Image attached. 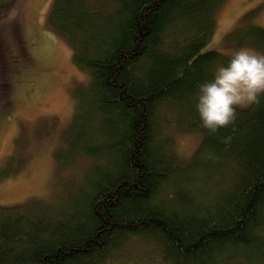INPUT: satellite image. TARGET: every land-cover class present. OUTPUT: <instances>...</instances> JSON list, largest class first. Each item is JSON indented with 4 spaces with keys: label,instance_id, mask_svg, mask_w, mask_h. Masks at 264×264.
<instances>
[{
    "label": "trees",
    "instance_id": "16d2710c",
    "mask_svg": "<svg viewBox=\"0 0 264 264\" xmlns=\"http://www.w3.org/2000/svg\"><path fill=\"white\" fill-rule=\"evenodd\" d=\"M220 1L52 0L48 23L89 73L60 153L73 177L58 198L0 203V264H264V96L215 134L195 108L229 59L202 50ZM245 31L230 42L264 49V27ZM22 41L50 53L38 22L0 23V116L15 82L36 80ZM174 126L200 132L194 152L175 148Z\"/></svg>",
    "mask_w": 264,
    "mask_h": 264
},
{
    "label": "rangeland",
    "instance_id": "374dc122",
    "mask_svg": "<svg viewBox=\"0 0 264 264\" xmlns=\"http://www.w3.org/2000/svg\"><path fill=\"white\" fill-rule=\"evenodd\" d=\"M51 2L0 0V7L5 9L0 23L13 16L19 27L26 21H36L50 46L49 54V49L40 51V58L24 47L23 41L17 46L19 62L34 69L36 80L15 82L10 109L0 116V203L5 206L23 205L40 198L48 200L52 193L58 198L66 192L68 179L73 177L60 153L69 147L65 129L77 105L79 88L86 86L89 73L75 65L70 41L48 23L46 14ZM212 13V31L202 50L215 49L228 56L245 48L264 54L261 47L235 46V42H230L244 37L251 24L264 27V0H221ZM39 59H43L42 66ZM172 134L180 152L190 154L199 145L201 135L197 130L174 126ZM141 257L143 260L137 252L128 256L135 258L137 264H153L150 256Z\"/></svg>",
    "mask_w": 264,
    "mask_h": 264
},
{
    "label": "clouds",
    "instance_id": "9594fccd",
    "mask_svg": "<svg viewBox=\"0 0 264 264\" xmlns=\"http://www.w3.org/2000/svg\"><path fill=\"white\" fill-rule=\"evenodd\" d=\"M264 96V54L249 49L229 54L211 80L198 86L195 108L201 127L209 134L234 124L237 109L258 106ZM227 139V138H225Z\"/></svg>",
    "mask_w": 264,
    "mask_h": 264
}]
</instances>
